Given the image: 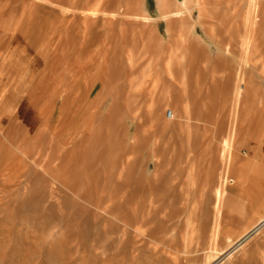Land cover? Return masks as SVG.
<instances>
[{
  "label": "rangeland",
  "instance_id": "obj_1",
  "mask_svg": "<svg viewBox=\"0 0 264 264\" xmlns=\"http://www.w3.org/2000/svg\"><path fill=\"white\" fill-rule=\"evenodd\" d=\"M185 2L0 0L1 50L39 60L0 100V264H264V228L227 250L264 198L211 231L224 153L225 184L264 176V0Z\"/></svg>",
  "mask_w": 264,
  "mask_h": 264
},
{
  "label": "bare ground",
  "instance_id": "obj_2",
  "mask_svg": "<svg viewBox=\"0 0 264 264\" xmlns=\"http://www.w3.org/2000/svg\"><path fill=\"white\" fill-rule=\"evenodd\" d=\"M41 1V0H40ZM45 1V0H43ZM255 5H253V11L251 9V12H255V6H256V0H252V3ZM189 2V1H188ZM192 2V1H191ZM198 2V1H197ZM161 6H162V17L164 19H170L174 16H177L178 14L174 11H169L167 9V0H160ZM187 3V0L186 2ZM54 4V3H53ZM199 5V3H198ZM56 6V5H55ZM251 7V6H250ZM258 7V6H257ZM69 10V9H66ZM249 11V10H248ZM87 12V11H86ZM89 14L92 15H97L100 14L99 11L97 10H89L88 11ZM161 12V11H160ZM180 12V11H179ZM181 13V12H180ZM107 14V13H104ZM109 14V13H108ZM112 15H114V13H111ZM252 14V13H251ZM110 15V14H109ZM111 15V16H112ZM139 16V15H138ZM258 16V15H256ZM137 18V16H136ZM139 18V17H138ZM146 18V17H145ZM250 21V22H249ZM248 22L250 23V30L247 32V37L244 38L243 42H242V48H245L246 50H248V48L251 46L250 45V38L251 36V31H252V26L256 21H252V18H248ZM248 23V24H249ZM248 27V26H247ZM257 27V26H256ZM253 32V31H252ZM256 37V36H255ZM250 45V46H249ZM254 45V44H253ZM256 46H259L258 44ZM255 48V47H254ZM258 49V47H257ZM263 49V47H262ZM249 51V50H248ZM247 51V52H248ZM246 52V53H247ZM254 52V51H253ZM259 52V50H258ZM257 52V53H258ZM250 53V52H249ZM251 54V53H250ZM249 55V54H248ZM263 55V54H262ZM256 58V57H255ZM247 60V59H246ZM185 76V75H184ZM240 94H241V88H239L236 92V100L238 101L240 98ZM156 111V109H155ZM173 116V112H171V116ZM228 142V140H227ZM230 142V141H229ZM226 149V148H225ZM225 152V151H224ZM223 155L225 156V160H224V173L221 177V179L223 180L220 184L217 185L219 186V188H217V192H216V204L215 207L217 209V216H216V220H215V226L214 229L211 230L213 231V242H212V246L216 245V242L218 243V239L220 238V234H221V230L223 229V231H227V232H232L234 229H236V226H239L240 222H242L243 220H245L247 218V215L250 214V212L252 211L253 207L259 203L263 198H264V189L261 190L259 186V184H264V176L261 175L260 173H258L257 169H255L256 174L253 175V177L250 178H246L243 177V174L239 175L238 179H230L229 183H231L232 185H228L225 184L226 181L228 179H226V175L229 172V165H230V161H229V150L227 152H225ZM253 171V170H252ZM232 172V171H231ZM260 172V171H259ZM230 173V172H229ZM220 183V182H219ZM230 188V189H229ZM216 189V188H215ZM121 197V195L119 196ZM124 197V196H123ZM117 199V198H116ZM120 200V199H119ZM118 200V201H119ZM122 201V200H121ZM124 202V199H123ZM123 204V203H122ZM239 224V225H238ZM243 228V227H242ZM264 228V216L258 220V222L256 224H254L251 229L247 232L244 233V235L242 237H240L239 239H237L236 241L233 242V244L227 249H233L238 243H241L240 241L242 239H244L250 232L254 231V230H261ZM210 231V232H211ZM222 231V232H223ZM256 232V231H255ZM224 233V232H223ZM230 235V234H229ZM222 239V238H221ZM224 240V239H223ZM226 240V239H225ZM228 242H232L233 240L228 237L227 238ZM210 243V242H209ZM222 243V242H221ZM243 243V242H242ZM211 245V244H210ZM217 246V245H216ZM217 248V247H216ZM223 248V247H222ZM236 249V248H235ZM238 249V248H237ZM227 250H225L224 252H220L221 254H224L225 252H227ZM221 251V250H220ZM191 253V252H190ZM230 253V252H229ZM232 253V252H231ZM228 254V253H225ZM234 254V253H233ZM207 255V254H206ZM211 254H209L208 256H210ZM216 255V254H214ZM213 255V256H214ZM232 255V254H231ZM246 255V254H245ZM212 257V256H211Z\"/></svg>",
  "mask_w": 264,
  "mask_h": 264
},
{
  "label": "crops",
  "instance_id": "obj_3",
  "mask_svg": "<svg viewBox=\"0 0 264 264\" xmlns=\"http://www.w3.org/2000/svg\"><path fill=\"white\" fill-rule=\"evenodd\" d=\"M18 46H22V49L27 47V46H23L22 44L17 45V47ZM7 49L8 48L5 47L4 49L1 50V46H0V100L3 101L8 100V94H7L8 93L7 86L9 84L8 78H11L14 84L17 86L16 90H18L20 94H23L25 92L23 86L25 84H28L30 80L31 83L39 70V60L38 58L37 59L34 58L35 56L34 52L29 51L31 53L30 55L28 51L25 52L23 49L21 50L23 51L22 54L18 56ZM25 58L28 59L31 58V62H33V65L35 64V68L31 64L32 65L31 71L25 72L24 67L22 66V61ZM19 99H22V97H19Z\"/></svg>",
  "mask_w": 264,
  "mask_h": 264
},
{
  "label": "built area",
  "instance_id": "obj_4",
  "mask_svg": "<svg viewBox=\"0 0 264 264\" xmlns=\"http://www.w3.org/2000/svg\"><path fill=\"white\" fill-rule=\"evenodd\" d=\"M168 116L170 117L171 116V111L169 110V112H168Z\"/></svg>",
  "mask_w": 264,
  "mask_h": 264
}]
</instances>
